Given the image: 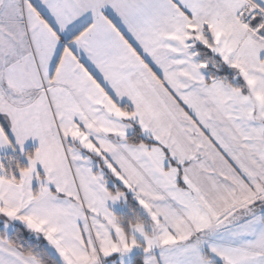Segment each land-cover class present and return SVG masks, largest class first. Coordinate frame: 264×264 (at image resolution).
Masks as SVG:
<instances>
[{"label":"snow or ice","instance_id":"obj_1","mask_svg":"<svg viewBox=\"0 0 264 264\" xmlns=\"http://www.w3.org/2000/svg\"><path fill=\"white\" fill-rule=\"evenodd\" d=\"M0 264H264V0H0Z\"/></svg>","mask_w":264,"mask_h":264}]
</instances>
